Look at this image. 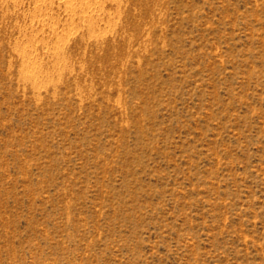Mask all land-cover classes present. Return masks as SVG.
Listing matches in <instances>:
<instances>
[{
    "label": "rangeland",
    "instance_id": "rangeland-1",
    "mask_svg": "<svg viewBox=\"0 0 264 264\" xmlns=\"http://www.w3.org/2000/svg\"><path fill=\"white\" fill-rule=\"evenodd\" d=\"M0 264H264V0H0Z\"/></svg>",
    "mask_w": 264,
    "mask_h": 264
}]
</instances>
